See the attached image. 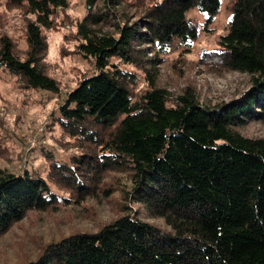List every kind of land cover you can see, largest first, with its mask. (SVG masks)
<instances>
[{"label":"trees","instance_id":"trees-1","mask_svg":"<svg viewBox=\"0 0 264 264\" xmlns=\"http://www.w3.org/2000/svg\"><path fill=\"white\" fill-rule=\"evenodd\" d=\"M6 5L26 16V47L8 34V19L0 22V82L8 74L21 90L60 93L46 68L47 30L69 0ZM83 5L73 26L92 69L61 97L39 136L60 129L69 146L40 145L22 172L0 166V236L30 211L109 198L95 179L101 168L126 173L117 186L126 202L110 222L51 240L14 264H264V136L240 131L250 122L264 126V0L229 1L226 32L201 52L208 72L250 76L240 97L214 105L192 86L173 97L158 75L173 50L191 51L199 36L188 11L198 8L212 23L220 0ZM14 134L0 118V155Z\"/></svg>","mask_w":264,"mask_h":264},{"label":"rangeland","instance_id":"rangeland-1","mask_svg":"<svg viewBox=\"0 0 264 264\" xmlns=\"http://www.w3.org/2000/svg\"><path fill=\"white\" fill-rule=\"evenodd\" d=\"M221 9L208 23L205 12L198 8L188 11V16L197 23L199 36L193 43L191 51L183 53L180 49L173 50L168 59L160 66L159 84L168 88L172 96H177L186 86L195 87L200 101L214 105L222 101L238 98L249 87V74L238 71H227L224 74L208 72L199 64L201 52L217 46L220 34L226 32L231 13L226 4L231 0H220ZM6 11L7 13H1ZM134 8L131 9V12ZM85 13L83 0H69L67 8L57 11L55 23L47 30L49 49L46 57L47 71L60 84V93L49 90H34L25 87L16 88L13 78L6 74L0 82V118L13 128L17 134L5 146L7 153L0 155V166L8 167L15 172L24 170V158H31L40 145L46 147V142L54 143L60 148L69 146L66 138L61 136L60 129L50 130L43 139L47 120L59 104L61 97L71 91L79 80L92 69V60L84 57L78 49V39L75 35L74 21L82 18ZM8 19L7 31L16 43L25 48L23 10L6 5V0H0V22ZM209 25V29L205 26ZM240 131L249 136H264V126L250 122ZM39 156L37 160H40ZM30 160V159H29ZM36 160V161H37ZM38 165V164H37ZM99 169L95 175L101 187L111 190L109 198L103 195L84 201L81 207L64 206L56 212L30 211L26 217L9 227L0 236V264H14L19 260L30 258L41 245L75 231L95 229L110 222L121 214L122 202H126L123 193L117 189L124 185L126 173ZM126 176V177H125ZM99 187V189L101 188ZM144 220L162 224L160 219H148L146 211L138 204L129 203ZM139 209H137L139 211Z\"/></svg>","mask_w":264,"mask_h":264}]
</instances>
